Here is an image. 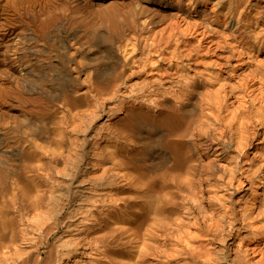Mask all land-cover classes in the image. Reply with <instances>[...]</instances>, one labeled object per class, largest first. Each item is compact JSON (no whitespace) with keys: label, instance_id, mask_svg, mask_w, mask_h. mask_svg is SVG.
I'll return each instance as SVG.
<instances>
[{"label":"bare ground","instance_id":"bare-ground-1","mask_svg":"<svg viewBox=\"0 0 264 264\" xmlns=\"http://www.w3.org/2000/svg\"><path fill=\"white\" fill-rule=\"evenodd\" d=\"M9 99L0 264H264V0H0Z\"/></svg>","mask_w":264,"mask_h":264},{"label":"rangeland","instance_id":"rangeland-1","mask_svg":"<svg viewBox=\"0 0 264 264\" xmlns=\"http://www.w3.org/2000/svg\"><path fill=\"white\" fill-rule=\"evenodd\" d=\"M14 102L12 101V99L10 100H3L1 103H0V115L4 116V117H7L9 115H13L14 113H17L16 112V105L13 104ZM262 246H263V243H262ZM264 248V246H263ZM255 254V255H254ZM252 256L253 258H259V253L255 252Z\"/></svg>","mask_w":264,"mask_h":264}]
</instances>
